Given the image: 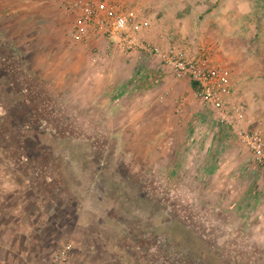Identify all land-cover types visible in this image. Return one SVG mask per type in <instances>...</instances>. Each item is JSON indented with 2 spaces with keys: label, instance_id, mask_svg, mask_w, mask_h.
Listing matches in <instances>:
<instances>
[{
  "label": "rangeland",
  "instance_id": "374dc122",
  "mask_svg": "<svg viewBox=\"0 0 264 264\" xmlns=\"http://www.w3.org/2000/svg\"><path fill=\"white\" fill-rule=\"evenodd\" d=\"M17 2L0 0V238L6 234L11 245L2 254L7 263L49 264L69 242L67 264H264V160L238 136L255 132L264 143V31L239 25L230 32L224 16L252 6L264 28V0H120L146 25L139 42L163 56L173 50L147 42L150 28V37L166 33L171 44L192 49L206 40V56L230 71L209 59L231 91L220 116L161 56L133 50L168 67L163 83L159 66L129 68L132 51L107 45L106 58L96 38L72 42L75 16L59 0H21V11L11 12ZM210 6L216 10L204 19L217 30L198 20ZM231 33H244L243 41ZM94 48L98 56L88 54ZM234 56H251L261 76ZM157 84L165 89L149 91Z\"/></svg>",
  "mask_w": 264,
  "mask_h": 264
},
{
  "label": "built area",
  "instance_id": "2783aa9c",
  "mask_svg": "<svg viewBox=\"0 0 264 264\" xmlns=\"http://www.w3.org/2000/svg\"><path fill=\"white\" fill-rule=\"evenodd\" d=\"M59 3L65 13L75 16L70 31L72 42L84 44L92 38L102 37L108 42V46L125 53L142 49L147 55L161 56L163 62L171 66L177 79L198 84L199 89L194 91L195 97L203 101L212 112L220 116L226 111L225 105L228 102L224 98L231 92L227 88V77L218 66L209 62L206 54L196 58L189 57L184 52L163 56L158 49L142 45L138 34L146 25L135 22L131 14H126L120 0H59ZM239 109L233 108L235 114H239ZM238 136L250 147L259 162L264 160V143L258 133L248 135L239 132ZM71 250L69 242L61 244L49 264H67Z\"/></svg>",
  "mask_w": 264,
  "mask_h": 264
},
{
  "label": "crops",
  "instance_id": "0c3cea01",
  "mask_svg": "<svg viewBox=\"0 0 264 264\" xmlns=\"http://www.w3.org/2000/svg\"><path fill=\"white\" fill-rule=\"evenodd\" d=\"M17 4H19V8L18 7H16L14 10H12L11 12H14V11H16V10H19V11H21V0L19 1L18 0V2H17ZM196 10H197V7H196ZM213 12V11H212ZM212 12L211 13H209L208 15H206V17L208 16V17H210L211 15H212ZM184 16H186V15H184ZM187 17V16H186ZM200 17V14L198 15V18ZM205 17V18H206ZM183 18H185V17H182L181 19L183 20ZM204 19V18H203ZM208 20V18H206V19H204L203 21H204V29H208V28H215L216 30H217V28H216V22L215 21H213V20H209L208 22H206ZM200 21H202V20H200ZM207 23H208V25H207ZM175 26H173L175 29L176 28H179V25L177 24V23H175L174 24ZM200 25H201V23H200ZM208 27H207V26ZM201 29H203V25H201ZM205 27H207V28H205ZM151 30H152V28H150V32H149V34L147 33L146 34V40H147V42H149V43H152L151 45L153 46V45H155L156 47H160L161 46V44L162 45H165V47H166V50H173V52L176 54L177 52H184L187 56H189V57H194V58H196V57H199V55H204L205 53L206 54H208V48H206V45H207V42H206V40L203 38V37H199L200 38V41L199 42H195L194 44H193V48L194 49H192L190 46H188L186 43H183L182 45H176V44H171V43H173V40L169 37V36H167L166 35V33L164 34L165 36H163L162 34H159L158 36H152V37H150V33H151ZM93 40V42L95 43V45H97V43H99V45H97L98 46V48L99 47H101V49H103L104 51H107L106 49H107V45H108V42L104 39V38H102V37H97L96 39H92ZM96 40V41H95ZM171 41V42H170ZM149 43H147V44H149ZM150 45V44H149ZM154 47V46H153ZM88 49V48H87ZM92 48H89L88 50H91ZM158 49V48H157ZM182 49V50H181ZM98 50H100V49H96V48H94L90 53L88 52V54L89 55H91V56H98ZM103 51V52H104ZM193 51H195V53L196 54H194V55H191V52ZM200 51V52H199ZM100 54V53H99ZM190 54V55H189ZM112 55V53H110L109 51H107V53H106V55L105 56H107L106 58H109L110 56ZM130 58H129V68L130 69H132V70H134V68L135 67H138V66H141L142 67V63H144L145 64V69L146 70H149L150 71V68H153L154 66H159L158 67V71L159 72H157L158 74L160 73V75L162 74H165V71H167V69H168V67H166V65L164 64V63H162V62H159L157 59L155 60L154 58H153V56L151 57V58H149V63L148 62H146L144 59H143V56H142V54H139V52H137V51H132L131 53H130ZM113 57V56H112ZM129 57V56H128ZM208 59H210V61L213 63V64H215V65H218L219 67H223L225 70H226V72H228V73H230V71H228V67L227 66H224L223 64H216L217 62H215V59H214V56H206ZM233 57V56H232ZM247 57H249V58H247ZM251 56H245V57H243V56H234V58H235V63L236 64H238V65H240V64H243V62H245L244 64H246L245 66H243L244 68H246L247 69V71L249 72V73H254L255 74V76H261V74L259 75L256 71H260V69H259V67L257 66V65H254V63H252V60H253V58L251 57ZM147 58V57H146ZM247 59V60H246ZM147 64L149 65V68H148V66H147ZM231 69V68H230ZM136 71V72H135ZM134 71V77L136 78V76H138V75H142V72H140V71H138L137 72V70H135ZM253 71V72H252ZM133 72V71H132ZM164 72V73H163ZM253 74V75H254ZM132 77L133 75H129V77ZM144 77H148L147 75L145 76V75H143ZM167 77H169L167 74H165L164 75V77H163V79H162V83H163V81H165V79L167 78ZM181 83H184L183 85L186 87V90L187 91H191V88H190V86H189V83L186 81V80H181L180 81ZM163 86V84H157L155 87H153L152 89H149V91H153V90H155V89H160V88H163L162 87ZM163 89H165V87L163 88ZM235 90V89H234ZM235 107H238V108H241L240 106H235ZM2 215V214H1ZM0 219L2 220L3 219V216H1L0 217ZM0 220V221H1ZM20 226H21V224H20ZM17 228H18V226H17ZM19 235L21 234V232L20 233H18ZM21 236V235H20ZM0 240H1V245H0V264H8L7 263V261L3 258V256H2V254L3 253H6V252H8V251H10V249H11V245H9L8 244V242H7V240H6V234L5 235H2L1 236V238H0Z\"/></svg>",
  "mask_w": 264,
  "mask_h": 264
},
{
  "label": "trees",
  "instance_id": "16d2710c",
  "mask_svg": "<svg viewBox=\"0 0 264 264\" xmlns=\"http://www.w3.org/2000/svg\"><path fill=\"white\" fill-rule=\"evenodd\" d=\"M214 10H216V7H213V6L212 7L210 6L208 9H205L203 11V13L200 14V17L198 18V20H202L205 15H208L209 13H211ZM224 16L227 17L226 18L227 19L226 25H227V30L230 32L233 31L235 28H238L239 25L243 29H245L247 27L248 30H251L249 32H251L252 34L253 33L258 34V33L264 31L263 22H262V13L261 14L258 13L254 8H252V6H248L247 10H245L242 13L240 11L232 9V10H230V12L228 11L227 13H225ZM228 17L233 18V20H231L232 22H230V23L228 22V19H229ZM234 19H235V21H234ZM236 19H238L239 22ZM245 24L247 26H245ZM251 26H253V27H251ZM248 30H247V32H248ZM243 34L240 36V35H236V34L231 33V34H227V36H229V38H232V39L237 38V39L243 41V39H244ZM245 34H246V32H245ZM253 38H255V36ZM137 77L139 78L140 75L136 76V78ZM189 86L191 88V91H193V92L199 89L198 84H196L194 82H189Z\"/></svg>",
  "mask_w": 264,
  "mask_h": 264
}]
</instances>
